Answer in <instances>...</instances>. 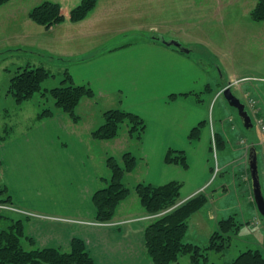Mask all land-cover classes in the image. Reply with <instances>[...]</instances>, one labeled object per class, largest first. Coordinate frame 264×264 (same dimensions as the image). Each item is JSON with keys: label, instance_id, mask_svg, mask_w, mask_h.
<instances>
[{"label": "rangeland", "instance_id": "374dc122", "mask_svg": "<svg viewBox=\"0 0 264 264\" xmlns=\"http://www.w3.org/2000/svg\"><path fill=\"white\" fill-rule=\"evenodd\" d=\"M49 1L59 3L66 21L76 25H68L64 28L65 21L59 27L49 30L34 23L29 18V12L34 7ZM81 1L11 0L0 8V143L27 136L38 130L42 126L40 124L42 121L37 120V115L42 109H50L54 113L59 112L50 94L43 97L38 93L27 103L22 105L15 103L8 89L10 79L19 67L28 65L45 67L52 76L44 82L43 89L50 90L61 86L65 71L71 73L77 64L87 61L81 58L86 53L94 55L95 50L112 48L122 43L141 42L142 39L153 37L150 31L152 26L160 29L158 35H164L167 41L177 38L181 39L185 45L188 41L197 42L202 39L206 41V37L200 38V34L208 36L211 47L219 51L217 54L219 58L211 63V79L221 80L218 68L222 69L223 66L230 79L235 72H238V79L244 76L250 77L248 82L244 81L241 84L251 83V87L250 84L248 89L245 87L242 95L237 89V83L240 80L233 82L232 85H227L225 82L223 86H216L211 93L212 108L216 106V109L207 120L209 126L212 122L215 133L220 132L223 135L225 145L216 151L217 160L214 150H211L209 166L212 169L209 174L208 190L205 191L211 198L203 211L195 213L190 218L186 235L189 239L193 237L195 241H198L199 244L196 245L205 247L211 235L217 230L218 222L235 215L237 221L242 224L239 234L233 236L231 245L225 252H210V262L231 264L248 249L259 250L264 255V218L254 201L248 166L249 148L256 144L260 150L259 167L264 192V155L259 145L262 135L253 117V128L246 129L238 111L231 108L221 94L226 87H230L245 104L247 111L249 110L250 93L252 97L264 96V22L256 23L251 19V12L259 0H98L97 7L84 20L73 23L69 19L70 13ZM111 1L117 3V6L112 5ZM73 28L79 37L73 36ZM84 102L77 110L81 121L77 130L74 131L72 129L74 127H68L65 131L83 141L85 148L78 146L75 148L77 152L80 151L79 149L83 152L87 151L92 158L93 172L96 171L99 190L105 187L103 179L111 177L106 166L107 158L113 156L122 164L123 154L131 152L137 159H140L138 148L141 145H139L140 142L130 139L126 126H123L117 139L111 141L92 139L89 129L100 127L104 123V118H100V106L95 104L99 107L97 108L95 105H87ZM220 107L224 110H220ZM60 114L65 118L63 120L60 117V123L65 126L64 123L70 118L66 114ZM242 142L245 144L243 145ZM204 148L206 150L205 145ZM196 156L198 158L199 154L196 153ZM165 163L171 165L166 162V159ZM141 168L144 169L145 166ZM138 169L139 167L124 178V184L131 190V194L118 206L116 215L118 214L119 218L115 215L110 223L97 222L96 218L94 221L59 219L61 217L53 216L57 214L54 212L41 214L24 208H22L23 211L34 213L35 217L10 210H0L10 218L23 220L26 238H31L26 230L28 222L41 217L48 221H65L67 224L92 226L98 228L99 232L106 228L119 229L117 224H121L119 221L123 219L120 217L126 213L124 211L126 207L134 211L141 209L143 212L125 221L136 220L142 216L149 220L151 217L142 208L134 190L140 183V179L144 178L142 174L144 170L140 169L137 172ZM200 169L199 165L194 164L191 172L192 180L199 178ZM93 172H90L91 178ZM201 192L203 191L199 193ZM182 199L183 197L180 198L178 205L187 201H182ZM3 206L10 207L6 204ZM211 213L214 216L213 219H210ZM60 215L66 216L64 213ZM123 224L127 225L125 222ZM203 224L204 228H202ZM146 227H144V232ZM125 231L127 230H118V232ZM120 236L126 239L128 233H120ZM102 239L107 240L106 236ZM120 244L111 249L117 252L113 254L119 262H126L122 253L125 245ZM22 245L26 249L40 248L35 242L31 245L28 239H23ZM70 246L52 249L70 250ZM144 247L147 261L153 264L147 255L146 241H144ZM104 250L109 251L105 248ZM125 250L127 251V248ZM187 260L190 262L188 257H181L173 264H183ZM130 264H141V261L135 260Z\"/></svg>", "mask_w": 264, "mask_h": 264}, {"label": "crops", "instance_id": "0c3cea01", "mask_svg": "<svg viewBox=\"0 0 264 264\" xmlns=\"http://www.w3.org/2000/svg\"><path fill=\"white\" fill-rule=\"evenodd\" d=\"M111 3L117 6L114 1ZM68 22H65L64 28L76 25ZM72 30L73 36L79 37L75 28ZM150 31L153 37L141 42L95 50L94 55L86 53L81 58L87 61H81L73 69L70 67V74L76 85L88 86L95 92L94 98L83 99L79 107L85 101L87 105L100 106L95 105L100 109V118L107 110L123 109L146 121L147 128L138 148L140 159L137 172L142 169L141 166H145L142 169L144 178L139 182L156 186L180 182L183 185L181 198L185 201L200 191L208 190L211 130L207 118L216 109V106L212 108L211 103L213 89L223 86L225 82L232 85L240 80L237 89L243 95L245 87L248 89L251 83H241L248 82L250 77L238 79V72H235L230 79L222 66V69L218 68L222 81L212 80L211 63L219 58V51L211 47L208 36L200 34V38L206 37V41H188L186 45L181 39H171L180 42L179 49L164 45L162 39H167L164 35H158L160 29L157 27H150ZM182 49L188 50V53ZM248 100V105L250 102L254 104L253 107L249 106V113L264 118V96L252 97L250 93ZM220 110L224 109L220 107ZM60 113L40 122L42 126L29 135L0 143V185L7 189L11 204L21 210L24 208L41 214L54 212L57 214L53 216L61 217L59 219L94 221L96 211L92 199L98 191V181L96 171L93 172V160L87 151H76L77 146L85 148L83 141L65 131L68 127H74L72 129L76 131L79 123L75 124L70 119L64 123L67 127L63 123L61 125L60 117L65 118ZM201 122L206 123L201 138L190 140L191 130ZM94 130L90 128L89 134ZM219 134L225 141L223 135ZM170 150L184 151L189 169L166 164ZM196 153L199 154L198 158ZM194 164L200 166L201 174L192 180ZM90 172H93L92 178ZM128 208H124L126 213L120 217L123 220L117 224L121 231L127 230L126 239L120 238V233L125 232H118L117 228L101 229L99 232L98 228L92 226L48 221L42 217L30 220L26 230L37 246L44 249L68 248L73 238H79L84 241L97 264H130L135 260L150 264L144 247V227L151 217L149 220L142 216L125 221L143 212ZM116 217L119 218L118 214ZM213 218L211 213L210 219ZM103 236L107 240H103ZM186 238L188 242L198 243L193 237L189 239L186 235ZM120 243L125 245L122 253L126 262H119L115 256L117 252L111 249ZM183 264L191 262L187 260Z\"/></svg>", "mask_w": 264, "mask_h": 264}, {"label": "trees", "instance_id": "16d2710c", "mask_svg": "<svg viewBox=\"0 0 264 264\" xmlns=\"http://www.w3.org/2000/svg\"><path fill=\"white\" fill-rule=\"evenodd\" d=\"M10 1L0 0V8ZM97 3L98 0H82L71 11L70 21L77 23L84 20L97 7ZM29 18L47 29L66 21L60 4L50 1L34 7L29 12ZM251 19L256 23L264 22V0L258 1L251 12ZM51 76V72L45 67L30 65L19 67L10 79L8 93L17 105L31 101L38 93L43 97L50 94L55 107L78 124L80 122L78 107L83 99L95 97L94 90L85 85H76L69 71L64 72L60 87L43 89L44 82ZM54 115L52 110L42 109L37 120L51 119ZM103 118L104 123L91 133L94 140L117 139L123 126H126L130 139L140 142L147 128V123L142 117L123 109L107 110ZM205 124L201 122L193 128L189 139L199 140ZM215 140L217 150L224 147L225 142L219 133L215 134ZM166 162L189 169L184 151L170 150ZM106 166L111 177L103 179L105 187L99 189L93 196L96 221L102 223L112 222L118 206L130 196L131 190L124 184V178L138 167V159L131 152H126L122 156V164L111 156L107 158ZM182 187L180 182H170L161 186L139 183L134 189L142 208L152 217L144 232L148 258L153 264H173L185 256L190 259L191 264H216L210 262L209 253L225 252L230 247L233 236L239 234L242 224L237 221L235 215H232L218 222V228L211 235L207 246L200 247L186 241L190 218L201 211L211 197L206 192H201L178 205ZM11 203L7 189L0 185V204ZM23 239H28L31 245L34 244L31 238H26L23 220L10 218L0 210V264H96L81 239H74L70 250L37 247L26 249L22 245ZM231 264H264V255L259 250L248 249Z\"/></svg>", "mask_w": 264, "mask_h": 264}, {"label": "water", "instance_id": "95a60500", "mask_svg": "<svg viewBox=\"0 0 264 264\" xmlns=\"http://www.w3.org/2000/svg\"><path fill=\"white\" fill-rule=\"evenodd\" d=\"M162 43L168 47H175L181 49V44L177 40L165 41L162 39ZM183 52L188 53V50L182 49ZM223 97L231 108L238 111L239 117L246 129H252L253 123L250 115L246 111V106L241 100L234 95L231 88H226L223 92ZM259 152L255 146H251L248 156V166L250 171L251 187L254 197V201L259 213L264 218V192L261 183V175L259 170Z\"/></svg>", "mask_w": 264, "mask_h": 264}, {"label": "built area", "instance_id": "2783aa9c", "mask_svg": "<svg viewBox=\"0 0 264 264\" xmlns=\"http://www.w3.org/2000/svg\"><path fill=\"white\" fill-rule=\"evenodd\" d=\"M255 121H256V125L259 127L261 135H262V138H261V141H260V145H261V147L263 149V155H264V119L263 118H256ZM213 145L215 146L214 137H213ZM0 209L10 210V211H14V212H20L19 210L15 209V208H13L11 206L7 207V206L0 205ZM22 213H24V212H22ZM26 214H28V213H26Z\"/></svg>", "mask_w": 264, "mask_h": 264}]
</instances>
